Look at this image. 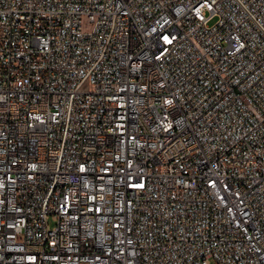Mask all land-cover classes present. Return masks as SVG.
Returning a JSON list of instances; mask_svg holds the SVG:
<instances>
[{
	"label": "built area",
	"instance_id": "built-area-1",
	"mask_svg": "<svg viewBox=\"0 0 264 264\" xmlns=\"http://www.w3.org/2000/svg\"><path fill=\"white\" fill-rule=\"evenodd\" d=\"M0 264H264V0H0Z\"/></svg>",
	"mask_w": 264,
	"mask_h": 264
}]
</instances>
